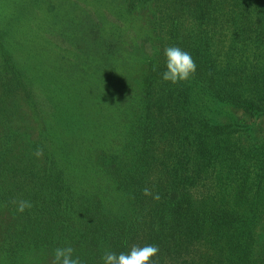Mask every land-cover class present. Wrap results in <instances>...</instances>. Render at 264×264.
Masks as SVG:
<instances>
[{"label": "trees", "instance_id": "obj_1", "mask_svg": "<svg viewBox=\"0 0 264 264\" xmlns=\"http://www.w3.org/2000/svg\"><path fill=\"white\" fill-rule=\"evenodd\" d=\"M112 2L118 11L99 2L93 10L124 23L109 27L103 13L98 22L89 15L90 42L94 54L141 66L124 100L137 116L126 120L122 141L89 127L69 135L93 151L84 182L69 170L72 154L56 147L31 76L2 57L0 264H51L53 250L69 245L83 264L133 245L157 246V264H264V0ZM123 25L151 43V57ZM170 46L194 59L190 81H163ZM71 47L81 59L90 55ZM85 156L74 154L80 163ZM146 187L160 199L143 195ZM19 200L33 207L19 213Z\"/></svg>", "mask_w": 264, "mask_h": 264}, {"label": "rangeland", "instance_id": "obj_2", "mask_svg": "<svg viewBox=\"0 0 264 264\" xmlns=\"http://www.w3.org/2000/svg\"><path fill=\"white\" fill-rule=\"evenodd\" d=\"M95 2H99L98 8L103 10L120 9L119 4L112 2L111 5V0H0V72L2 57L8 56L13 61L11 64L31 76L36 87L31 89V95L39 109L53 120L58 136L56 147L72 154L69 170L79 178L85 169H93V151L78 144V135L74 138L69 135L80 132V127H89L108 140L127 139L130 131L126 120H134L137 111L128 110L124 100L132 93V75L139 78L141 74V66L127 59L94 54L96 45L90 42L94 25L88 16L103 13L93 10L97 8ZM103 16L109 27L124 23L114 14L105 12ZM95 21L98 22L96 17ZM125 27L123 25L122 34L142 44L143 53L151 57V43H142L144 37L139 38L134 29ZM135 28L138 29V25ZM71 45L86 48L90 55L86 59L75 56L78 53ZM54 103L59 104V112L51 105ZM7 114L11 124L17 125L19 121L13 113ZM77 152L86 154L82 163L74 157ZM96 182L89 181L90 184ZM98 184L102 183L98 181ZM37 262L27 258L21 264Z\"/></svg>", "mask_w": 264, "mask_h": 264}, {"label": "clouds", "instance_id": "obj_3", "mask_svg": "<svg viewBox=\"0 0 264 264\" xmlns=\"http://www.w3.org/2000/svg\"><path fill=\"white\" fill-rule=\"evenodd\" d=\"M166 70L162 73V79L173 85L185 83L194 78L196 74V63L191 54L177 46H170L164 50ZM40 153L38 152L37 155ZM143 195L153 196L159 200L160 195H153L149 188L143 189ZM17 212L23 213L26 209L33 207L31 201L19 200ZM75 249L72 246L57 247L53 250L51 264H83L79 256L74 255ZM159 253V248L154 245L137 246L133 245L127 253L105 251L102 260L103 264H157L153 259Z\"/></svg>", "mask_w": 264, "mask_h": 264}]
</instances>
